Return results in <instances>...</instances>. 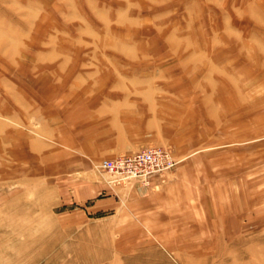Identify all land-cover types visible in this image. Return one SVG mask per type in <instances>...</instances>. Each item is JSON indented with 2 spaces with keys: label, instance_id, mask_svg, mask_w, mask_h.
I'll return each mask as SVG.
<instances>
[{
  "label": "rangeland",
  "instance_id": "rangeland-1",
  "mask_svg": "<svg viewBox=\"0 0 264 264\" xmlns=\"http://www.w3.org/2000/svg\"><path fill=\"white\" fill-rule=\"evenodd\" d=\"M0 264H264V0H0Z\"/></svg>",
  "mask_w": 264,
  "mask_h": 264
},
{
  "label": "built area",
  "instance_id": "built-area-1",
  "mask_svg": "<svg viewBox=\"0 0 264 264\" xmlns=\"http://www.w3.org/2000/svg\"><path fill=\"white\" fill-rule=\"evenodd\" d=\"M173 163L174 160L167 150L151 147L129 155L104 158L95 165L111 174L112 181H123L129 178L147 181L151 174L168 169Z\"/></svg>",
  "mask_w": 264,
  "mask_h": 264
},
{
  "label": "crops",
  "instance_id": "crops-1",
  "mask_svg": "<svg viewBox=\"0 0 264 264\" xmlns=\"http://www.w3.org/2000/svg\"><path fill=\"white\" fill-rule=\"evenodd\" d=\"M74 181H85L82 178L81 179H74Z\"/></svg>",
  "mask_w": 264,
  "mask_h": 264
}]
</instances>
